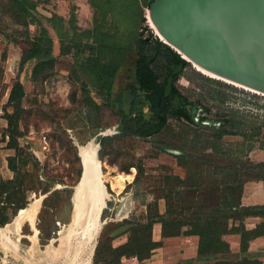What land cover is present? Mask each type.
Segmentation results:
<instances>
[{
    "label": "rangeland",
    "instance_id": "374dc122",
    "mask_svg": "<svg viewBox=\"0 0 264 264\" xmlns=\"http://www.w3.org/2000/svg\"><path fill=\"white\" fill-rule=\"evenodd\" d=\"M64 2L62 7L68 9L70 1ZM55 9V5H47L39 14L49 15ZM144 14H147L146 8ZM80 23L89 24L87 19ZM142 26L144 39L151 38V32L154 36L156 30L150 21H144ZM24 31L32 38L37 28L20 16L10 1L0 0V108L4 116L11 119L6 129L7 140L12 138L16 145L14 165L23 182L22 188L26 189L25 192H17L13 201L25 202L24 207H27L35 198L45 195L34 222L37 236L32 238L33 231L27 221L23 222L20 231L10 229L6 238L0 236V264H79L87 258L91 242L85 249L81 247L82 243L72 244V241L67 259L63 256L55 258L54 253L60 248V237L67 232L73 218L71 199L82 171L79 150L90 142L98 145L101 137H111L103 149L100 145L97 147L101 172L105 175L123 174L127 179L119 189L112 178L105 176L106 199L94 245L102 231L110 238L125 230L126 226L121 225L123 219L133 217L140 222L145 221L149 204L153 203L157 192L166 187L164 179L167 176L185 177L190 174L211 180L231 179L224 166L229 164L235 165L236 177L244 180L250 170L248 160L264 163L263 127L259 135L246 138L224 135L215 141L207 137L212 144L206 150L203 148L204 134L212 135L214 130L199 127L187 134L184 140V127L172 117L168 118L167 125L158 135L148 138L118 136L116 129L120 117L116 107L107 106L104 99L96 94L80 58L59 55L58 41L51 30L53 54L57 57L54 66L36 76H31L33 62L19 69L21 54L29 48ZM81 81L90 90V96L97 104L95 109L82 103ZM15 83L22 86L20 108L16 111L8 103ZM174 85L187 100L196 103L195 121L206 116L202 125L218 126L214 120L229 116L250 126H257L264 120L263 94L203 74L191 63H186ZM118 87L115 84L114 90ZM243 128L247 135L251 134V128ZM216 147L219 153L213 156L214 160L219 158L222 162L218 174H214L216 167L210 161L212 157L206 156ZM181 150L194 157L180 166L177 162ZM131 165H141L144 170L137 181H134L136 168ZM258 172L264 177V167ZM0 201L5 202V198ZM4 206L0 204V229L6 225L12 228L19 210L14 206ZM3 221L7 222L2 224ZM125 240L126 236L122 234L116 236L112 244L117 246Z\"/></svg>",
    "mask_w": 264,
    "mask_h": 264
},
{
    "label": "trees",
    "instance_id": "16d2710c",
    "mask_svg": "<svg viewBox=\"0 0 264 264\" xmlns=\"http://www.w3.org/2000/svg\"><path fill=\"white\" fill-rule=\"evenodd\" d=\"M17 9L28 24H34L37 33L32 38L24 31L29 41V48L21 54L19 69L28 62H33L31 76L50 69L57 61L53 54V40L46 25L55 32L59 44V55L80 58L89 81L93 84L95 92L102 97L109 107H116L119 115L117 126L118 136H136L148 138L160 134L167 125L169 117L177 120L184 127L187 134L199 127L214 130L212 135L204 134V149L212 144L207 139L220 140L224 135H240L243 138L257 136L264 128V120L257 126L246 125L243 121L229 116L215 125H202L206 116L194 119L196 103L190 102L173 84L171 93L164 97L166 79L179 63L186 65L177 53L165 44L156 40L150 43L142 37L143 22L145 21L143 9H139L134 0H89L93 8L91 27L81 29L71 17L65 22L63 18L53 14L50 17L36 15L37 1L34 0H8ZM152 0H150L151 2ZM149 2V3H150ZM149 5V4H148ZM148 7V6H147ZM160 44V51L154 60L149 61L155 46ZM4 58V56L2 57ZM178 75L174 76V82ZM115 84L118 89L114 90ZM80 89L82 103L95 109L97 104L90 96V90L81 81ZM22 86L13 84L8 96V103L14 110L20 108ZM205 111L209 112L207 108ZM8 127L11 119L6 117ZM251 128L250 135L243 127ZM264 135V130L262 132ZM111 137H101L98 140L100 149ZM9 138L7 145L14 150L16 145ZM213 150L206 156H211V163L215 166L214 174L221 172L222 162L214 160L219 150ZM79 156V154H78ZM194 156L181 150L178 164L186 165L187 159ZM15 158H8L9 168L15 173L11 182L0 183V195L6 192L4 207L22 209L25 202L13 201L17 192H25L23 182L15 167ZM80 158V157H79ZM192 160V159H191ZM81 161V159H80ZM249 172L247 178L241 180L236 177L235 165H224L229 170L231 179H208L203 176L187 174L167 176L164 187L153 198L146 211L145 221H138L131 217L123 219L121 225L126 229L113 237H107L101 232L95 246L91 264H122L121 258H136L139 262L150 257L152 251L161 245V242L152 238L153 225L161 226V237H178L195 235L198 237L197 264H231L230 261L219 259L229 253V245L223 239L226 234L240 236V252H246L252 237L264 236V205L242 206L240 202L243 185L251 180L261 181L264 177L258 172L264 163H252L248 160ZM136 168L134 181L144 172L141 165H131ZM163 199L165 211L159 212L158 200ZM1 202V201H0ZM11 204L13 206H11ZM247 217H259L261 222L255 228H245L244 220ZM125 235L126 241L114 246L112 240L119 235ZM234 264H261L247 259Z\"/></svg>",
    "mask_w": 264,
    "mask_h": 264
},
{
    "label": "water",
    "instance_id": "95a60500",
    "mask_svg": "<svg viewBox=\"0 0 264 264\" xmlns=\"http://www.w3.org/2000/svg\"><path fill=\"white\" fill-rule=\"evenodd\" d=\"M146 15L157 32L154 36L158 42L170 47L182 61L264 95V0H152ZM156 55L157 51L149 61ZM183 67V63L177 64L168 75L164 97L170 95L174 76ZM81 163L77 184L88 182L90 174L92 182L97 183L101 174L97 150L90 172ZM99 200L96 195L94 202L89 203L88 198V209L93 211Z\"/></svg>",
    "mask_w": 264,
    "mask_h": 264
},
{
    "label": "crops",
    "instance_id": "0c3cea01",
    "mask_svg": "<svg viewBox=\"0 0 264 264\" xmlns=\"http://www.w3.org/2000/svg\"><path fill=\"white\" fill-rule=\"evenodd\" d=\"M34 1H37L38 3L36 7V13L38 14L39 18L41 16L50 17L51 15L55 14L63 18V20L67 22L68 20L71 19V17H73L75 20V24L79 28L88 29L91 27L94 11H93L92 6L89 3V0H69L70 4L68 5L69 6L68 9L66 8L64 9L62 7V4L65 3L64 0H54L55 3L53 2V0H34ZM134 1L139 9L141 10L143 9V13L145 11V8L147 9V6L150 2V0H134ZM47 5H55L56 9L54 10V12L50 13L49 15L39 14L40 10H44V8ZM86 19L88 20L89 24L86 23L85 25H82L80 21L81 20L85 21ZM43 24H44V21H43ZM44 26L47 27L49 34L51 30L56 37L55 32L52 30L50 26L46 24H44ZM7 127H8V121L6 117L4 116L2 109L0 108V183L1 182H4V183L11 182L15 176V173L9 168V165H8V158L14 157L15 151L13 148L7 145V141H8L7 135H6ZM5 196H6V192H2V194L0 195V199L5 198ZM44 197L45 195H41L39 197L40 204ZM36 199L37 198H35L32 202H34ZM26 200L28 201V197L26 198ZM240 202L242 206L264 205V185L263 183L261 181L246 182L243 185ZM3 203L4 202L2 201L0 202L1 205H3ZM72 205L74 207L73 202H72ZM11 206L13 205L11 204ZM27 207L19 209L17 215L20 213L21 210ZM7 208H11V207H7ZM73 211L74 210L72 208V214H73ZM164 211H165V203L163 200H160L159 201V212L162 214ZM17 215L15 216V218L17 217ZM25 221L29 222L31 229L33 231L32 237L35 238V236H37L38 234V231L35 232L36 227L34 226V223H32L29 220H25ZM6 222L7 221H3L2 224H5ZM260 222H261V218L259 217H247L244 220V225L246 229L251 230L255 228V226ZM6 226L1 229H7V231H10V229H12L10 225H6ZM21 226H20V229H21ZM13 229H14V226H13ZM20 229L18 231H20ZM160 229H161V226L159 223H156L153 225L152 238L155 241L161 242V245L152 251L149 258L144 259L139 262L134 257H131V258L123 257L121 258V263L122 264H197L199 263V260L197 259L198 258L197 257V248H198V237L197 236L195 235L183 236L182 235L178 237L162 238ZM0 236H1V233H0ZM223 239L229 245V253L224 256L219 255L218 256L219 259L230 261L231 264H234L236 262H239L245 259L249 261H257L261 264H264V236L252 237L248 243V248L246 252H240V236L238 234H226L223 236ZM125 241H122V243ZM207 264H214V263L212 261Z\"/></svg>",
    "mask_w": 264,
    "mask_h": 264
},
{
    "label": "bare ground",
    "instance_id": "6f19581e",
    "mask_svg": "<svg viewBox=\"0 0 264 264\" xmlns=\"http://www.w3.org/2000/svg\"><path fill=\"white\" fill-rule=\"evenodd\" d=\"M148 23L150 21L148 15H147ZM151 22V21H150ZM152 24V22H151ZM153 25V24H152ZM193 66H195L198 71H202L203 74H208L210 76H213L212 74L206 72L205 70L198 67L196 64L191 63ZM97 150V144L94 142H90L86 144L85 146H82L79 150V157L81 161L83 162L85 169L90 172V165L91 161L95 157V153ZM99 162L97 161V164ZM82 164V163H81ZM102 166V165H101ZM89 167V168H88ZM89 173H87L88 175ZM105 176L107 178H112L114 181V184L117 188L122 189L125 183V179H127L126 175L123 174H112V173H104L101 172L99 174L98 182H92L91 179L93 176L92 174L89 175V181H82L80 184H76L74 187L75 192H73L72 202L74 204L73 207V218L72 221L67 229V232L63 234L60 237L61 243L60 248L56 253H54V257L58 258L60 256H63V258L68 257L69 251L72 248L70 246L71 242L73 243H82L81 247H85L91 242L89 247V252L87 258L83 259L79 264H90V258L93 251L94 241L97 237V234L99 232L100 228V222L98 221V214L100 210L104 207V201L106 199V193L104 190V179ZM88 192V193H87ZM99 196L100 200L97 201L96 207H94L93 211L89 210L87 199L91 198V201L89 203L94 202V197ZM40 207V199H36L34 202H32L27 208L20 211V213L17 215L14 221V229L12 226L13 231H18L20 229L21 224L25 220H29L32 223H34L36 214L38 212V209ZM89 210V215L87 214V211ZM95 213V214H93ZM92 215H95V217ZM93 218V220L91 219ZM93 221V222H92ZM7 229H1V237L6 238ZM33 238V237H32ZM94 245V246H93ZM86 256V255H85Z\"/></svg>",
    "mask_w": 264,
    "mask_h": 264
},
{
    "label": "flooded vegetation",
    "instance_id": "af4514ba",
    "mask_svg": "<svg viewBox=\"0 0 264 264\" xmlns=\"http://www.w3.org/2000/svg\"><path fill=\"white\" fill-rule=\"evenodd\" d=\"M156 40H158V39L155 38L154 36L152 37V32H151V38H148L147 41H149L150 43H153V44H154V42H155ZM155 51H157V55H158V53H159V51H160V44H158V45L155 46V50H154L153 54L155 53ZM153 54H152V55H153ZM157 55H156V57H157ZM154 59H155V58H154ZM154 59H153V60H154Z\"/></svg>",
    "mask_w": 264,
    "mask_h": 264
}]
</instances>
